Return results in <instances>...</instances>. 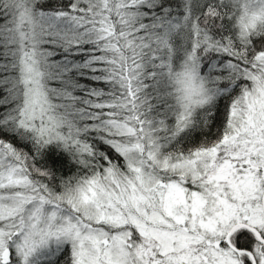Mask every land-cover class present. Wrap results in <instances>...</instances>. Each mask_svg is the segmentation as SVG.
I'll list each match as a JSON object with an SVG mask.
<instances>
[{"label":"snow or ice","instance_id":"snow-or-ice-1","mask_svg":"<svg viewBox=\"0 0 264 264\" xmlns=\"http://www.w3.org/2000/svg\"><path fill=\"white\" fill-rule=\"evenodd\" d=\"M0 264H264V0H0Z\"/></svg>","mask_w":264,"mask_h":264}]
</instances>
